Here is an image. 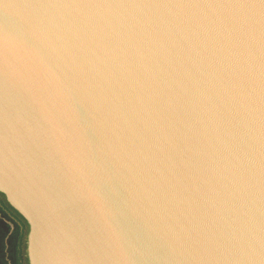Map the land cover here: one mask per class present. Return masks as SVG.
<instances>
[{
    "label": "water",
    "instance_id": "obj_1",
    "mask_svg": "<svg viewBox=\"0 0 264 264\" xmlns=\"http://www.w3.org/2000/svg\"><path fill=\"white\" fill-rule=\"evenodd\" d=\"M0 193L29 264H264V0H0Z\"/></svg>",
    "mask_w": 264,
    "mask_h": 264
},
{
    "label": "rangeland",
    "instance_id": "obj_2",
    "mask_svg": "<svg viewBox=\"0 0 264 264\" xmlns=\"http://www.w3.org/2000/svg\"><path fill=\"white\" fill-rule=\"evenodd\" d=\"M28 224L0 193V264H29Z\"/></svg>",
    "mask_w": 264,
    "mask_h": 264
}]
</instances>
